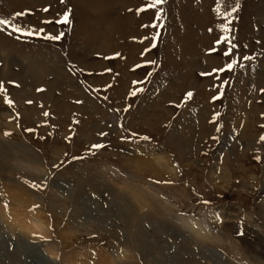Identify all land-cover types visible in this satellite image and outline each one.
<instances>
[{"label": "rangeland", "instance_id": "374dc122", "mask_svg": "<svg viewBox=\"0 0 264 264\" xmlns=\"http://www.w3.org/2000/svg\"><path fill=\"white\" fill-rule=\"evenodd\" d=\"M215 1L0 0V264H262L264 0Z\"/></svg>", "mask_w": 264, "mask_h": 264}, {"label": "snow or ice", "instance_id": "6c2138e0", "mask_svg": "<svg viewBox=\"0 0 264 264\" xmlns=\"http://www.w3.org/2000/svg\"><path fill=\"white\" fill-rule=\"evenodd\" d=\"M65 0H60V3H64ZM164 0H153V2L151 4L148 5V7H155L156 4H160V3H163ZM238 7H239V2L237 0V5L236 7H233L232 8V12H235L238 10ZM43 11L47 12L48 9L47 8H44ZM141 11H143V9H141ZM219 11V10H218ZM69 11H65L63 13V15L55 20V23H63V24H69L71 23L70 19H69ZM159 15V14H157ZM231 16V13H225V22L221 25V31L224 32V33H228L230 31V24H231V21L227 19V17H230ZM45 24H48V23H51V21H44ZM9 24V21L8 20H5V19H0V25H8ZM12 31L13 32H20L21 29L16 26V25H12ZM40 31H43V29H40ZM25 35H33V32L31 31H26L24 32ZM36 35H39V31L35 33ZM64 34L63 33H59L57 35H46L44 36V39H47V40H60L61 37L63 36ZM153 40H155V37H153ZM222 42H227L228 44V50L227 51H224L223 52V56L226 57V58H230L231 56V53H232V50L235 49L236 45L235 43L232 42L231 40V37L228 36V35H223L221 36L217 41L216 43L217 44H220ZM154 46V45H153ZM215 51V49H213ZM117 55H119L117 53ZM245 59H248V57H245ZM236 64V61L234 59L231 60V63H226L223 67H220V68H213L212 69V72H224L226 69L228 71H231L233 65ZM201 75H211V73H201ZM0 91H3V84L0 83ZM261 91H264V89H261ZM131 95H135V93H131ZM192 93H187V96L188 97H191ZM219 97L218 96H214L213 99H218ZM4 102L9 106L11 107L12 106V101L10 99H8L7 95H5L4 97ZM30 103V101H29ZM44 115H48L47 113H44ZM7 135V133H6ZM101 135H104V133H101ZM143 139H148L147 137H143ZM260 140L264 141V135H262L260 137ZM94 148H99V147H102V145H99V144H96V145H93ZM257 160H259V157L256 158ZM204 203H207L206 201Z\"/></svg>", "mask_w": 264, "mask_h": 264}, {"label": "bare ground", "instance_id": "6f19581e", "mask_svg": "<svg viewBox=\"0 0 264 264\" xmlns=\"http://www.w3.org/2000/svg\"><path fill=\"white\" fill-rule=\"evenodd\" d=\"M214 1V0H213ZM84 2H87L88 4L90 2H95V0H84ZM86 3V4H87ZM218 8H221L222 10L224 8H227L225 6V2L224 0H216L215 2H213V5L211 7V11L210 12H213L215 13V22H217L219 24H222L221 21H222V16L220 15L221 13H217L216 14V11L218 10ZM221 20V21H220ZM133 30V29H132ZM125 38V37H124ZM125 43V42H124ZM124 50H126L127 54L132 50L133 46L131 44H128V43H125L124 44ZM126 57H128V55H125ZM130 62V61H129ZM152 163L158 165L159 167H162V168H166L168 169L170 172H174V170L169 166L167 165L166 161H165V158L162 156H159L158 158H155L154 159V162L151 161ZM156 162V163H155ZM156 169V167L154 168ZM245 173V171H243ZM151 175H153L156 179H160V173L158 174V171H155L154 173H152ZM156 218V217H155ZM214 219L216 218L215 216L213 217ZM37 219V218H36ZM160 217L156 220H159ZM38 221V220H37ZM32 222V220H31ZM177 222H180V225L185 228L184 230L188 231L190 234L198 237L199 239H203V240H209V241H212L213 238L211 237L212 233H210V231L208 230L207 226L205 224H203L202 222H200L199 220L195 219V218H191L189 219L188 221H185V220H182V221H177ZM18 224V223H17ZM21 225V224H20ZM39 225H41L40 221H39ZM23 226V224H22ZM21 228V227H20ZM36 228V227H35ZM261 229V228H260ZM215 235V234H214ZM260 238V240L264 241V232L262 231H259V233L257 234ZM259 240V239H258ZM139 241V240H138ZM220 241H223V240H220ZM142 243V242H141ZM264 243V242H263ZM256 252V251H255ZM10 253V252H9ZM264 253V252H262ZM261 253V255H262ZM237 257V259H241L240 258V255L239 254H235ZM264 256V254H263ZM20 260V259H19ZM248 260V259H247ZM22 261L19 262V264H21ZM243 262V261H242ZM245 262V261H244ZM23 263V262H22ZM118 263H121L118 262ZM124 264V263H123ZM246 264V263H245ZM262 264H264V260L262 262Z\"/></svg>", "mask_w": 264, "mask_h": 264}]
</instances>
